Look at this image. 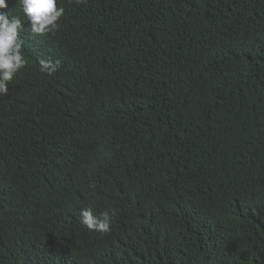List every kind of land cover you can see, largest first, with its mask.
Wrapping results in <instances>:
<instances>
[{
	"label": "trees",
	"instance_id": "1",
	"mask_svg": "<svg viewBox=\"0 0 264 264\" xmlns=\"http://www.w3.org/2000/svg\"><path fill=\"white\" fill-rule=\"evenodd\" d=\"M7 2L0 264H264V0H57L43 36Z\"/></svg>",
	"mask_w": 264,
	"mask_h": 264
},
{
	"label": "clouds",
	"instance_id": "2",
	"mask_svg": "<svg viewBox=\"0 0 264 264\" xmlns=\"http://www.w3.org/2000/svg\"><path fill=\"white\" fill-rule=\"evenodd\" d=\"M27 18L30 31L35 36H43L58 27L65 9L57 6V0H16ZM8 7L7 0H0V95L9 93L10 82L25 67L27 60L23 54V42L19 33L24 29L22 19L11 12L3 11ZM40 71L51 75L60 67L59 61L39 60ZM114 214L104 211L99 215L92 209L80 211L81 223L89 230L106 233L110 230Z\"/></svg>",
	"mask_w": 264,
	"mask_h": 264
}]
</instances>
